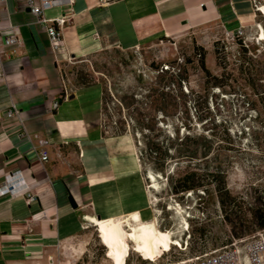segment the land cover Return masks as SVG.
<instances>
[{
  "label": "crops",
  "instance_id": "1",
  "mask_svg": "<svg viewBox=\"0 0 264 264\" xmlns=\"http://www.w3.org/2000/svg\"><path fill=\"white\" fill-rule=\"evenodd\" d=\"M72 1L45 12L47 26L67 19L58 52L26 0L0 4V49L11 27L20 30L18 51L0 53V186L7 175L20 172L35 197L29 201L21 193L0 195V264H43L83 229L86 217L143 216L150 206L133 140L103 134L102 85L76 88L65 97V63L108 48L133 50L213 25L249 33L259 24L255 7L264 4L119 0L103 8L99 0ZM13 105L21 120L7 117ZM41 141L49 142L46 163L39 156Z\"/></svg>",
  "mask_w": 264,
  "mask_h": 264
},
{
  "label": "rangeland",
  "instance_id": "2",
  "mask_svg": "<svg viewBox=\"0 0 264 264\" xmlns=\"http://www.w3.org/2000/svg\"><path fill=\"white\" fill-rule=\"evenodd\" d=\"M259 13V24L264 27V13ZM258 34L259 28L255 27L244 42L243 39L228 37L224 29L213 25L192 29L180 37H163L133 50L104 49L88 57L71 59L62 69L71 91L79 88L83 82L81 75L86 81L104 85L112 97L109 100L110 117H105L108 136L116 128H125L123 137L133 140L137 157H140L141 143H136L131 126L122 125L121 122L128 115L126 111L118 113L115 110L116 98L135 91L137 97L144 100L142 96L148 94L151 84L160 82L161 68L171 67L168 77L171 74L188 76L182 81V90L187 95V101H174L175 107L168 118L162 119L163 115L158 113V126L165 131L164 136L174 135L179 129L181 137L196 132L217 134L221 137L228 130L242 150L234 152L236 157L228 168L226 181L234 194L250 200L255 194L264 196V144L259 145L253 135L255 131H260L259 128L264 122V107L257 102V93L264 89L253 91L242 85L243 81L237 72L230 71L231 66L226 69L222 86L215 87L214 78L207 77L201 69L198 53L206 52L207 67L213 76L220 77L226 63L217 64V47L220 56H227L229 63L235 61L242 42L250 55L254 51L257 58L264 62V41H259ZM176 89L171 93L180 96V90ZM259 109L262 116L258 115ZM138 160L151 199L147 213L140 217L143 220L157 218L158 227L164 231L172 230L182 243V248L173 245L168 253L165 251L169 249L164 248L156 252L133 250L131 245L117 243L109 230L100 229L99 221L104 218L86 217L82 218L83 229L71 241L57 247L54 254L44 260L43 264H164L210 253L239 240L230 237L213 183L203 167L196 166L201 168L198 181L208 191L204 194L206 189H200L175 195L171 191L168 176L171 173L170 176L176 179L179 172L188 171L187 163L176 166L177 163L172 161L168 175H164L144 166L140 158ZM150 171L157 175L159 191L150 188L147 177ZM179 217L183 219L180 220ZM186 220L188 230L183 225ZM256 234L257 232L242 239H252Z\"/></svg>",
  "mask_w": 264,
  "mask_h": 264
},
{
  "label": "trees",
  "instance_id": "3",
  "mask_svg": "<svg viewBox=\"0 0 264 264\" xmlns=\"http://www.w3.org/2000/svg\"><path fill=\"white\" fill-rule=\"evenodd\" d=\"M242 40V39H240ZM241 50L235 57V61L227 62V56H220L219 48L216 49V62L222 65L225 62L224 73L220 76H213L206 64V52L198 53L200 55V67L207 77H213L215 87L222 86V79L225 75L228 66H231L232 72H237L242 79L244 86L250 87L253 91L264 89V62L257 58V55L245 48L241 42ZM172 66H174L172 64ZM171 67L161 68V80L159 83L154 82L149 87L148 94L142 96L144 100L137 97L135 91L128 92L122 97H117L115 103L118 113L126 111L128 117L121 122L125 127L131 126L132 134L136 143L140 145V160L142 164L154 172L168 175L170 171V163L176 162V166L182 163H187L189 170L179 172L176 179L173 176H168L171 183V191L178 195L191 191H199L207 187L198 181V176L201 166L207 172V176L211 178L213 183L214 193L217 196V201L220 204L223 212L224 221L229 227L230 237L232 239H242L250 236L258 231L264 230V196L255 194L250 200L245 197L234 194L228 187L227 174L228 168L233 163L236 157L234 152L242 150L241 145L236 144L228 130L225 135L218 137L217 134L205 133H189L184 137L180 136V130L174 132V135L168 136L158 126V113L163 115L162 119L171 116V111L174 109V101L186 102L187 96L182 90V81L188 76L183 74H170ZM182 73V70H179ZM83 81L78 87H90L100 82H89L82 78ZM162 83V84H161ZM101 84V83H100ZM102 85V84H101ZM159 85V86H158ZM158 86V87H157ZM178 89L181 95L172 94L173 89ZM102 112L104 117L103 134L108 136V131L105 125V117H110L109 100L111 95L102 85ZM176 89V90H177ZM257 102L264 107V91L258 92ZM258 115L263 113L259 109ZM260 131H255L253 135L256 137L257 143L264 144V122H262ZM126 133L125 128H116L111 133L110 137H120ZM139 137V138H138ZM176 168H174L175 170ZM173 173V172H172ZM202 200V197L200 198Z\"/></svg>",
  "mask_w": 264,
  "mask_h": 264
},
{
  "label": "built area",
  "instance_id": "4",
  "mask_svg": "<svg viewBox=\"0 0 264 264\" xmlns=\"http://www.w3.org/2000/svg\"><path fill=\"white\" fill-rule=\"evenodd\" d=\"M5 1L6 0H0V4ZM117 1L119 0H99V3L101 7L105 8ZM26 2L32 15L40 24L45 26L53 51L58 52L62 47L63 29L67 23V19H65V17L54 19L52 20V25L47 26L48 20L45 17V12L49 9L69 6L73 1L26 0ZM255 8L258 11L259 7L256 6ZM19 34L20 30L17 26L11 27L2 39L0 53H6L7 56L15 54L20 47ZM226 34L232 39H243L244 42L248 39V33L244 28H239L236 31H226ZM3 77L4 74L0 69V80L3 79ZM65 85L67 86L66 81ZM70 91L71 90L68 89V86L65 87V97L69 95ZM54 106L57 108L59 103L56 102ZM7 117L10 119L21 120L19 109L15 105L11 106L7 112ZM47 145H49L48 141H41L39 156L43 163L50 160V152L48 151ZM20 193L27 196L29 201H35V197L24 184L20 172H14L7 175L4 183L0 186V195L11 194L14 196ZM155 262L156 261H152V263ZM164 264H264V231L257 232L256 236L252 239L235 240L230 246L217 249L210 253H204L185 260L167 262Z\"/></svg>",
  "mask_w": 264,
  "mask_h": 264
},
{
  "label": "bare ground",
  "instance_id": "5",
  "mask_svg": "<svg viewBox=\"0 0 264 264\" xmlns=\"http://www.w3.org/2000/svg\"><path fill=\"white\" fill-rule=\"evenodd\" d=\"M258 11L262 14L264 13V4L259 6ZM258 28V39L259 41H264V27L262 24H258ZM147 177L150 180V188L156 191L159 186L157 183V175L155 176V174L150 171ZM141 217L136 212L124 217L113 216L99 221V226L101 230H109L120 245H131L132 249L137 251L156 252L161 248L169 249L173 245L183 246L172 230L164 231L158 227L157 218L143 220ZM181 219L183 218H180V220ZM184 222L181 223L183 224ZM185 224L188 225L187 220L183 225ZM186 225L185 228L187 227Z\"/></svg>",
  "mask_w": 264,
  "mask_h": 264
},
{
  "label": "water",
  "instance_id": "6",
  "mask_svg": "<svg viewBox=\"0 0 264 264\" xmlns=\"http://www.w3.org/2000/svg\"><path fill=\"white\" fill-rule=\"evenodd\" d=\"M73 97H74V95L70 96V99H73ZM69 202H70L73 209L78 208V204L72 195L69 196Z\"/></svg>",
  "mask_w": 264,
  "mask_h": 264
}]
</instances>
